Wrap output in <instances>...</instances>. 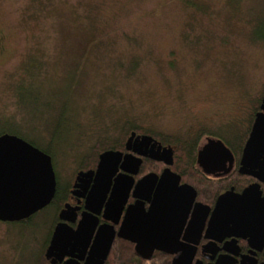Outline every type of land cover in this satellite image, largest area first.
<instances>
[{"label": "rangeland", "instance_id": "1", "mask_svg": "<svg viewBox=\"0 0 264 264\" xmlns=\"http://www.w3.org/2000/svg\"><path fill=\"white\" fill-rule=\"evenodd\" d=\"M0 47V133L50 147L61 188L134 127L180 147L216 109L219 136L241 140L264 90V0H0ZM59 208L0 221V264H46Z\"/></svg>", "mask_w": 264, "mask_h": 264}, {"label": "water", "instance_id": "2", "mask_svg": "<svg viewBox=\"0 0 264 264\" xmlns=\"http://www.w3.org/2000/svg\"><path fill=\"white\" fill-rule=\"evenodd\" d=\"M149 143V156L167 165L160 175L150 172L134 183L132 175L138 170L140 157L132 153L123 154L120 150L106 149L98 154L95 169L77 173L75 186L86 190L88 183L92 181L87 190L86 208L98 212L104 205L105 212H113L117 216L131 190L136 200L126 208L117 236L133 242L136 251L147 253L144 257H148L154 250L167 253L180 251L178 258L171 264H188L192 251L188 254L186 244L184 247L177 242L188 206L195 198V190L188 183L179 184L180 175L170 169L169 166L173 163L171 147H162L151 135L136 134L133 130L125 142V148L140 155L146 154L141 148H146ZM231 158L229 148L220 139L209 141L197 152V162L201 166L207 160ZM121 160L120 167L126 173L117 174L112 182L111 178ZM240 163L242 173H250L254 168L264 170V94L260 110L255 113L244 143ZM55 188V172L50 154L21 136L1 133L0 221L29 218L52 201ZM108 192L109 196L106 197ZM145 201L148 202L146 208ZM263 202L264 197H260L258 185L255 184L245 186L240 192L232 188L225 190L215 201L208 225L211 229L219 226L227 229L236 225L248 227ZM73 209L66 203L59 212V218L69 220ZM95 219L90 214H85L75 229L65 222L57 223L45 251L46 258H60L67 253V248L73 249L77 245H81L83 249L93 231ZM114 234L112 226L101 225L84 264H102ZM173 246L176 248L172 249ZM63 264L78 263L68 259Z\"/></svg>", "mask_w": 264, "mask_h": 264}, {"label": "flooded vegetation", "instance_id": "3", "mask_svg": "<svg viewBox=\"0 0 264 264\" xmlns=\"http://www.w3.org/2000/svg\"><path fill=\"white\" fill-rule=\"evenodd\" d=\"M261 98L258 104L255 106V111L252 117L246 124V130L244 134L245 138L242 144L240 142L235 143L236 146L233 147H228L225 144L232 154L231 160H207L203 162V166L199 165L197 162V152L201 150L205 144L212 140H221V138L219 137V133L217 132L219 129L218 124L212 123V119L215 116L219 115L217 114L216 109H213V107H211L213 109V112L209 115L208 118L204 119L203 117H192V120H188V128L184 135V137H186V140H193L191 143H194V139L199 136L197 142L195 143V163L193 167L190 166V163H188V169L182 168V170L180 167H176V160H178L177 152L179 149L177 142L175 143L174 141L165 140L159 135H153L148 132H140L135 130L136 134L151 135L153 139L156 140L162 147H171L173 151V163L169 166L170 169L180 175L179 184L188 183L195 190V198L188 206V211L183 221V225L180 228L177 242L178 245L181 244V246L184 247V244H186V246L188 247V254L190 253V251H192V257L188 264H264V202L260 204L259 209L253 216V219L250 220V226L248 227H245L243 225H236L235 227H229L227 229L222 226H219L217 229H211L208 225L212 209L215 205V201L218 195L225 190L232 188L234 191L240 192L245 186L255 184L258 185L260 197H264V170L254 168L250 173H242L240 171V159L243 146L251 130L255 113L260 110ZM214 126H216L217 128H214ZM128 136L125 138L120 147L107 149L120 150L123 154L132 153L135 156L140 157L141 161L138 170L135 174L132 175L134 183L144 174L150 172L160 175L167 165L163 161L156 160L149 156V149L152 142L149 143L146 148H141L142 151H146V154L140 155L136 152H133L131 149L125 148V142ZM97 161L98 156L93 166L79 167L75 171L70 182L64 184L61 188L58 186V181L55 175L56 188L54 196L56 195L57 190L60 188L59 192L61 193V206L53 217L51 228L49 231L48 242L44 249L43 255L46 264H63L68 259H73L78 264H84L89 255V250L92 245L93 239L97 233L98 228L101 225L112 226L115 233L111 247L102 264H121L118 256L119 249L122 247L126 248L127 246L131 247L134 254L133 256L136 257V259H140L142 264H171L174 259L176 260L178 258L180 251L167 253L163 250H154L151 254H149L148 257H144L147 253L136 251L133 242L117 236V232L124 217L126 208L136 200V198L132 195L131 190L124 205L122 206V210L119 216H117L113 212H105L104 205H102L98 212L86 208L85 202L87 190L92 184V181L88 183L87 189L83 190L82 188L75 186L76 176L77 173L81 170L85 171L88 169H95ZM121 163L122 160L117 165V170L111 178L112 182L117 174L126 173L120 167ZM108 196L109 192L107 193L106 197ZM53 200L54 197L48 205H50ZM66 203L70 204L72 207H74V209L72 213L69 214V220H61L59 218V212ZM147 206L148 202L145 201L144 207L146 208ZM85 214H90L91 217L96 218L95 226L90 237L88 238L86 246L83 249L81 245H77L73 249L67 248L65 250L67 253H65L60 258L54 256L46 258L45 251L48 247L49 240L56 224L62 221L71 228L75 229L78 225L79 220ZM175 248V246L172 247V249ZM122 262H124V260H122ZM176 264H178V262Z\"/></svg>", "mask_w": 264, "mask_h": 264}, {"label": "trees", "instance_id": "4", "mask_svg": "<svg viewBox=\"0 0 264 264\" xmlns=\"http://www.w3.org/2000/svg\"><path fill=\"white\" fill-rule=\"evenodd\" d=\"M239 2H240V0H239ZM55 130V129H54ZM135 131V130H137V131H140V132H148V131H145V130H141V129H138V128H136V127H134V128H132L131 130H129V133L131 132V131ZM2 133H4V132H2ZM8 133H11V132H8ZM149 133V132H148ZM151 133V132H150ZM1 134V133H0ZM12 134H16V133H12ZM151 134H155V133H151ZM18 136H20V134H17ZM155 135H158V134H155ZM160 136V135H159ZM22 138H24V139H26L27 141H29L30 143H32L33 145H35V146H37V147H39L41 150H43V151H45L46 153H48V154H51V148L50 147H41L40 145H38V144H36L33 140H31V139H28V138H26V137H24V136H21ZM127 137V136H126ZM126 137H124V139H122L121 141H119V142H114L113 144H111V145H106L105 147H104V149H107V148H118V147H120L121 145H122V143L124 142V140H125V138ZM199 137V136H198ZM198 137L197 138H195L194 139V143H191L192 141L190 140V139H188V140H183V144L179 147V154H181L183 157H184V159L183 160H176V167L177 168H187L188 169V163H190V166H192L193 167V165H194V163H195V159H196V142H197V140H198ZM220 138L222 137V136H219ZM166 138V137H165ZM223 138V137H222ZM221 138V139H222ZM244 138H245V135H243V137H242V139L240 140H238V138L235 136L233 139H227V141H225V140H223V141H225V144L228 146V147H233V146H236V144L235 143H241L242 144V142H243V140H244ZM167 140H170V141H173L172 139H167ZM103 149V150H104ZM97 156L98 155H94L92 158H90L91 160H89V162H83L82 164H81V166L80 167H88V166H93L94 165V163L96 162V160H97ZM178 163V164H177ZM182 163H183V165H182ZM183 170V169H182ZM59 188V187H58ZM60 189V188H59ZM59 189L57 190V193H56V195L54 196V200H53V202L52 203H55L56 205H57V207H60L61 206V204H60V202H61V200H60V195H59ZM51 203V204H52ZM55 215V214H54ZM47 242H48V240H47ZM47 242H46V244H47ZM46 244H45V246H46ZM117 248H118V245H117ZM127 249H129V252H128V254L130 253V256H129V258H126L125 259V256H124V254H125V248H120L119 249V253H118V256H119V260H120V262H121V264H142V262L140 261V259H136V257H134L133 255V252H132V249H131V247H129V246H127L126 247ZM127 253V252H126ZM122 260H124V262H122Z\"/></svg>", "mask_w": 264, "mask_h": 264}]
</instances>
